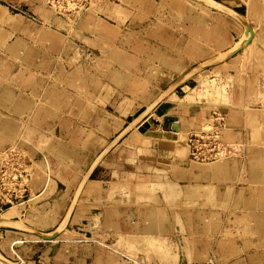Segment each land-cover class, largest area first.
Masks as SVG:
<instances>
[{
  "label": "crops",
  "instance_id": "0c3cea01",
  "mask_svg": "<svg viewBox=\"0 0 264 264\" xmlns=\"http://www.w3.org/2000/svg\"><path fill=\"white\" fill-rule=\"evenodd\" d=\"M115 1L95 0L92 12L74 24L51 9L39 11L42 23L50 26H43L37 38L43 52L52 60L44 57L43 62L35 60L34 64L44 70L60 66L63 61L55 60L51 52L74 48L77 43L66 37L80 21L73 36L102 54L109 52L118 64L111 73L106 70L102 75L82 74L77 67L68 75H52L47 70L41 75H31L36 77V86L31 90H22L15 97L8 93L4 98L0 125L4 130L11 126L16 134L3 146L1 155L5 148L18 145L33 163L30 198L2 215L5 220L0 224V255L26 264H264V254L252 251V247L263 246L264 240H239L235 235L237 228L244 235L254 232L256 235L264 227L263 203L251 206L252 197L247 195L258 190L259 196L264 194V108L239 109L236 107L241 103L231 100L227 107L230 127L223 139L231 156L224 162L213 166L190 162L186 148L179 144L180 131L199 127L209 120V110L204 105L210 98L207 87L211 80L217 79H211V70L195 72L171 89L136 128L143 138L139 143L127 140L89 168L67 227L56 240H39L14 223L22 222L42 234L54 233L70 210L83 175L63 168L38 138L27 139V132H48L50 137L58 130L69 132V140L77 146L83 144L89 148L98 142L102 144L98 153L109 140L103 134L92 138L93 131H107L108 126H113L115 132H121L130 117L139 113L154 96L151 86L148 89L144 86L147 59L142 60L139 53L145 52L149 58L148 76L156 78L160 65L167 74L158 77L176 82L181 77L179 74L190 66L227 52L246 30L226 14L212 10L210 17L217 21V27L203 25L202 30L197 29V40L181 34L175 38L176 43H181L179 49L170 48L167 38L163 39L164 49L155 42L142 47L140 41L125 37L122 27L114 22L121 24L130 17V11ZM135 1L156 3V0ZM254 2L227 0L225 3L254 23L255 16L251 13ZM164 4L180 13L184 10L182 2L177 0H164ZM156 14L155 11V19ZM152 22L154 30L149 36L160 39L162 28L156 30L158 22ZM263 34L264 27L259 32ZM18 40L12 46H19ZM93 62L95 68L104 67L100 56L91 58L85 66L90 63L92 66ZM231 63L234 62L226 65ZM126 64L130 71L124 76L125 70L117 66L126 68ZM20 81L28 82L27 76H20ZM110 88L124 93L116 102V113L108 109L112 100ZM4 102L0 99V104ZM90 153L92 161L94 156ZM226 202L234 215L226 220L234 231L225 230L226 221L216 212ZM236 208L243 211L237 213ZM256 259L259 261L254 262Z\"/></svg>",
  "mask_w": 264,
  "mask_h": 264
},
{
  "label": "rangeland",
  "instance_id": "374dc122",
  "mask_svg": "<svg viewBox=\"0 0 264 264\" xmlns=\"http://www.w3.org/2000/svg\"><path fill=\"white\" fill-rule=\"evenodd\" d=\"M119 1L121 5H123L130 11V17L126 18L121 24H119L117 21L114 22L117 23V26L122 27V33L123 35H125V37H128V39L132 38L134 41H140L139 43L142 45V47L145 46V44H147L148 42L151 44H153L152 42H155L158 47L164 49L166 45L163 39L167 38V42L170 43V48L174 46L176 49H179L181 43H176L175 38L179 37V35L181 34H184L190 39L197 40V29L202 30L203 25L208 28L217 27V21H214V19L210 17L212 14V10L226 14L235 22H238L246 28L245 33L240 35L238 38H236V40L232 42V45H234L226 50L227 52L214 55L204 63H196L179 74V76H184V78H186L200 70H211V79L217 78L211 80L207 87L208 90H210V98L206 100L204 105H207L208 107L209 120L199 127L190 126L184 128L183 131H180V138L178 140L179 144H182L186 148V158L190 162L202 164L205 166H213L215 164L228 160L231 154L227 157L213 160L211 162L191 160V158L189 157L187 134L190 132L203 130L204 128L209 129L211 124L214 122V117L218 116L223 117V121L225 123V127L221 132L222 139H224L225 131L228 129V127H230L229 115L227 112V107H230L228 106L230 103L234 101H236L238 104L241 103V105L236 108H241L244 110L247 108H264V53L262 52V49L264 50V46L260 42L262 41L264 44V34L259 35V32L264 27V18L261 17L264 14V0H255L253 4L251 13H253L255 16L254 23H250L249 19L244 15V20H240L228 14L227 12L230 10H234L236 12H238V10L236 8L227 6L225 3L227 0H214L219 4H215L213 0H177L182 2V7L184 10L181 13L170 9L168 6L166 7L164 4V0H156V3H152V5L149 2L140 3L136 2L135 0H129L126 2L117 0L115 2L118 3ZM151 1L154 2V0ZM239 2H241V0H239ZM177 5L181 4L179 3ZM224 6L228 7L230 10L228 8H224ZM42 9L49 10L47 6V0H0V99L3 102L5 101L4 98L8 96V93L15 97V95L19 96L22 90V92H25L26 89L31 90L32 86H36V77L31 78V75H41L43 73H46L47 70H49V74L52 75H68V73L71 70L76 69V67L81 70L82 74L89 73L93 75H102V72L106 70L107 73H111V70L114 69L118 64L116 57V60L113 59L109 52H107V54L103 52L102 54L101 52H98L97 49H95L92 45L85 42H80L78 41V38L73 36L76 32V28L79 26V24H81V21L84 20V18L88 14H90L92 10L81 18V21L76 28H71V34H67L68 37H66V39L68 41L71 40L72 42L75 41L77 43L74 48H63L64 50L62 49L51 52L55 60L60 59L61 61H63L60 66H51L52 68H47V70H44V67L39 66V64H34L35 60H37V62H43L44 57L52 60L51 56L43 52V45L38 41L37 38V35L42 31L43 26H50L49 23H42L44 21L43 16L40 18L39 15V11ZM34 10H36V13ZM224 10L227 12H225ZM155 11L157 13L156 19L154 18ZM150 12H152L153 14H151ZM186 14L187 17L185 16ZM152 20H156L158 22L156 30L162 28L160 39L158 38V36L156 38L157 40L155 39V36H149L151 31L154 30V24ZM204 20L206 21V23H204ZM247 24H249L252 28L253 35L250 34ZM207 31V29L204 30V37H206ZM167 32H169L170 34L166 35ZM87 36L92 37L90 35ZM19 37L23 40H20ZM17 40L19 41V43L21 42V44H19V46H12L13 42ZM119 43L121 42H118V45ZM76 47L79 51H75ZM126 47L127 45L124 46V48ZM130 52L134 53L132 51ZM232 52H234V54L229 55ZM159 53L160 52L158 51V55ZM193 53L194 56L195 51ZM97 56H100L104 61V67L95 68L94 62L92 66L91 63L89 66H85L88 61L91 62V58H96ZM138 56L142 60L146 58L149 61V58H147L145 52L139 53ZM232 59H234V61H232ZM147 60H144L145 69L143 71V74L145 76L147 75V79L145 78L146 81L143 83L147 89L149 88V86H151L152 88L151 95L154 96H152L151 102L145 103L146 106L143 107L139 113L130 117V122L121 132H115V128L113 126H108L107 131H93L92 138H97L98 135L102 134V136L108 137V144L100 152L96 153L102 145L99 144V142L98 145L89 148H86V146H84L83 144L77 146L76 144L71 143V141L69 140L71 137L70 133L62 132L61 130H58L57 134L53 137H50V135H48V132H27V139L34 140L38 138V141L41 144H44V149L48 150L55 161H57L58 163L60 161V164L63 166V168H67L71 171L83 172L80 180L81 184V182L87 175L89 168L103 159L111 151L119 147L123 142L125 143L127 140L130 141L132 139H134L138 143L141 141L142 137L136 133V128L144 119L141 120L138 124H132V122L146 109H149L147 116H150L155 108L164 100V98L173 88L172 87L170 91L166 92V94L162 98H159L165 92V90L173 84L174 80H162L160 77H158L159 74H167L166 70L162 71V67L160 65L157 66L156 78L148 76L149 69L148 65H146ZM228 62L234 63H231V65L229 66L226 65V63ZM79 63H81L82 65ZM20 64H23V67H21ZM117 67L125 70L124 76H127V71H130V68L128 66V68H124L123 66ZM195 67L197 68L192 70ZM52 70L54 72H51ZM22 75L27 76L28 82L25 81V83H21L20 76ZM141 80H143V78ZM122 85L124 86L126 85V83ZM92 87L94 86L92 85ZM109 92V97L112 100L110 102V105L108 106V109L111 113H116V102L120 100L122 94L124 93L121 89L119 91L116 89L113 90L111 88ZM142 93L143 91L141 92V94ZM144 94L148 96L146 92ZM144 100H146V98H144ZM231 100L233 101L231 102ZM5 102L4 104H0V112H4L3 108H5ZM9 107H11L10 104ZM147 116H145L144 118H146ZM129 126L131 127L127 129ZM3 128L4 126L0 125V157L1 149L3 148V146L6 143H9L11 137L15 136L16 134L15 129H11V126L8 127L7 130H4ZM194 128H197L198 130ZM169 131H171V129H169ZM262 132L264 133V130ZM145 136L148 137V132L147 134H145ZM41 144L39 145L41 146ZM86 149L92 151L94 156L92 161H90L91 153L89 154V151H87ZM33 176H35V174H33ZM85 182L86 181H84L82 186L80 187L79 194L84 188ZM221 190L224 191V188ZM258 194H260L259 190L257 193L253 191L251 192V194H247L252 197L253 202L251 206H254L255 203H257L258 205L263 203L264 205V194H262L261 196H259ZM32 196L34 198V193L32 194ZM240 206L242 207L244 205L241 204ZM236 209L237 213L239 211H243L239 208ZM216 210V212L220 214L221 218L226 221L225 230L234 231V228L229 226L226 220L229 219V217H234V215L230 213L229 205L227 204V202L223 203L220 207H217ZM232 212H235V210H232ZM65 222H63L55 232L62 230ZM54 233L43 235L51 236ZM254 233L253 235H244L242 229L240 230V228H237V233L235 235H238L239 240H244V238L245 240L249 238L253 240H264V227L261 228V230H259V233H256V235ZM261 243L263 244V246L252 247V251L262 252V254H264V241H262ZM255 261L259 260L256 259L254 260V262ZM8 263L13 264V262Z\"/></svg>",
  "mask_w": 264,
  "mask_h": 264
},
{
  "label": "built area",
  "instance_id": "2783aa9c",
  "mask_svg": "<svg viewBox=\"0 0 264 264\" xmlns=\"http://www.w3.org/2000/svg\"><path fill=\"white\" fill-rule=\"evenodd\" d=\"M95 0H47L49 9L66 18L71 23L78 22L89 12ZM209 129L204 128L187 134L189 157L191 160L213 161L230 155L221 136L225 127L223 117H214ZM0 158V217L5 211L30 198L32 160L18 145L4 149Z\"/></svg>",
  "mask_w": 264,
  "mask_h": 264
},
{
  "label": "water",
  "instance_id": "95a60500",
  "mask_svg": "<svg viewBox=\"0 0 264 264\" xmlns=\"http://www.w3.org/2000/svg\"><path fill=\"white\" fill-rule=\"evenodd\" d=\"M213 2H214L215 4H219L218 2H216V1H214V0H213ZM224 8H228V7H225V6H224ZM228 9H229V8H228ZM229 10H230V9H229ZM224 11H225V10H224ZM225 12H227V11H225ZM227 13L230 14V15H232L233 17H235V18H237V19H240V20L242 19V20H244V16L241 15L240 13L234 11V10H230V11H228ZM247 27H248V29H249V32L253 35V30H252V28L250 27L249 24H247ZM231 54H234V52L230 53L229 55H231ZM197 67H198V66H197ZM197 67L193 68L192 70L196 69ZM182 78H184V76H181L176 82H173V84H172L168 89H166L165 92H164L159 98H162V97L166 94V92L170 91V89H171L172 87H174L177 83H179V82L182 80ZM152 107H153V106H152ZM148 112H149V109H146L142 114H140V115H139V116H138V117L132 122V124H134V123L138 124L141 120L144 119L145 116H147V113H148ZM143 115H144V116H143ZM130 127H131V126H129L127 129H129ZM127 129H126V130H127ZM86 178H87V175L85 176V178L83 179V181H82L81 184L79 185V188H78L77 193H76V195H75V197H74V199H73V203H72V205H71V207H70V210L68 211V213H67V215H66V217H65V220L63 221V222H65L66 219H67V221L65 222V225L63 226L62 230L55 232V233H54L53 235H51V236H45V235H43L42 233L36 231L34 228H32V227H30V226H28V225H26V224H24V223H22V222H14V223L17 224V225H19V226H21L22 228L28 230L29 232H31V233L35 236V238H37V239H39V240H44V241H53V240H56V239L60 236V234L63 232V230H65L66 227H67V224H68V222H69V218H70V216H71V214H72V211H73V207L75 206V203H76L77 198H78V195H79V189H80V187L82 186L83 182L86 181ZM1 218H2V216L0 217V219H1ZM9 220H10V219H9ZM9 222L11 223L12 221L10 220ZM19 244H21V243H19ZM1 259L3 260V262H5V263H7V264H9L8 262H13V264H26V263H23L21 260L11 261V260H9V259L3 257V256H1ZM0 262H1V261H0Z\"/></svg>",
  "mask_w": 264,
  "mask_h": 264
},
{
  "label": "bare ground",
  "instance_id": "6f19581e",
  "mask_svg": "<svg viewBox=\"0 0 264 264\" xmlns=\"http://www.w3.org/2000/svg\"><path fill=\"white\" fill-rule=\"evenodd\" d=\"M251 34V33H250ZM246 37V36H245ZM223 140V139H222ZM224 142V141H223ZM225 144V143H224ZM222 158H224V157H222ZM221 159V158H220ZM5 220V218H1L0 219V224L3 222ZM7 223V222H6ZM0 261L3 263V264H7V263H5V262H3V260L1 259V255H0ZM12 263V262H11ZM24 263V262H23Z\"/></svg>",
  "mask_w": 264,
  "mask_h": 264
}]
</instances>
